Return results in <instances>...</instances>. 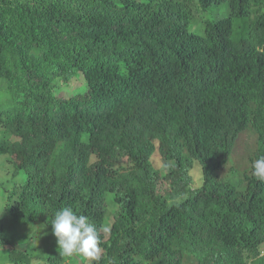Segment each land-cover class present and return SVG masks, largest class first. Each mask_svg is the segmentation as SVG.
Returning <instances> with one entry per match:
<instances>
[{
	"label": "trees",
	"instance_id": "obj_1",
	"mask_svg": "<svg viewBox=\"0 0 264 264\" xmlns=\"http://www.w3.org/2000/svg\"><path fill=\"white\" fill-rule=\"evenodd\" d=\"M261 155L264 0H0V157L25 177L0 264H85L52 235L65 206L98 264H264Z\"/></svg>",
	"mask_w": 264,
	"mask_h": 264
},
{
	"label": "clouds",
	"instance_id": "obj_2",
	"mask_svg": "<svg viewBox=\"0 0 264 264\" xmlns=\"http://www.w3.org/2000/svg\"><path fill=\"white\" fill-rule=\"evenodd\" d=\"M252 176L264 182V155L252 161ZM49 224L61 257L78 255L85 264H98L101 258V238L99 230L89 222L86 215L65 206L54 212Z\"/></svg>",
	"mask_w": 264,
	"mask_h": 264
},
{
	"label": "rangeland",
	"instance_id": "obj_3",
	"mask_svg": "<svg viewBox=\"0 0 264 264\" xmlns=\"http://www.w3.org/2000/svg\"><path fill=\"white\" fill-rule=\"evenodd\" d=\"M80 84H81V80H75L74 82L70 83L69 89L70 90L77 89L80 86ZM8 159L9 158L7 156L0 157V224L9 222L10 220V215H9V212L7 210V205H6L7 199L6 197H4L3 190L4 189L11 190L15 187V182L19 184V183H22L25 179V177L23 176H18L15 179H12L13 169L11 168L10 164L7 162ZM154 162L160 169L164 168L157 154L155 156ZM232 164L233 165L235 164L234 161L232 162ZM191 177L193 179V182L191 184L192 187L193 188L198 187L201 181V172L196 169L194 172L191 173ZM229 180H233L234 182H236L238 180L237 174L234 172L231 173L229 176ZM112 212L115 213L114 211ZM110 222L111 223L113 222V216L111 217ZM19 231H20L19 234H21V240H19V242L16 244V246L18 247H26L27 245L31 243L32 244L34 243L36 246L39 247L41 245L39 234H42V236H45L46 241L50 239L49 235L45 233V230L39 224L35 225L34 227H30V228H21ZM105 235H106V238L109 237V227L105 229ZM77 260H78V264H83L82 260H79V259Z\"/></svg>",
	"mask_w": 264,
	"mask_h": 264
}]
</instances>
